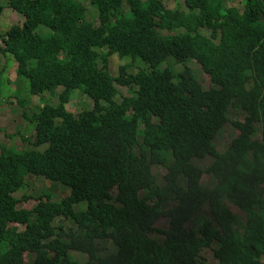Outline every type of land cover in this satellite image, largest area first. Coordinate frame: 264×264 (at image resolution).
<instances>
[{"label": "trees", "instance_id": "16d2710c", "mask_svg": "<svg viewBox=\"0 0 264 264\" xmlns=\"http://www.w3.org/2000/svg\"><path fill=\"white\" fill-rule=\"evenodd\" d=\"M183 1L187 13L165 0L9 1L23 21L0 32V61L16 60L28 98L59 104L29 117L34 148L0 145V264H202L204 248L218 264H262L264 143L250 135L264 133V0H246L244 13L223 0ZM116 55L143 65L114 72ZM189 62L209 75V89ZM114 81L130 96L118 102ZM80 89L90 104L76 113ZM229 110L244 117L232 121L242 135L220 152ZM26 176L71 195L18 199ZM31 200L33 209L19 207ZM58 217L78 231L55 227ZM107 242L113 253L101 255Z\"/></svg>", "mask_w": 264, "mask_h": 264}, {"label": "rangeland", "instance_id": "374dc122", "mask_svg": "<svg viewBox=\"0 0 264 264\" xmlns=\"http://www.w3.org/2000/svg\"><path fill=\"white\" fill-rule=\"evenodd\" d=\"M10 0H0V32L8 31L12 26L19 24L23 21V15L11 10L9 7ZM225 3L229 6H237L241 10L245 9L244 0H225ZM85 4L88 6V20L97 24L98 23V11L94 10L93 6L89 1H85ZM165 6L168 9H178L187 13L186 5L183 0H165ZM127 11V8L124 9V12ZM38 32L42 35L49 36L51 34V30L40 26L38 28ZM164 35H168L167 31L163 32ZM175 34V33H171ZM117 56V55H116ZM99 62L104 63L101 59ZM109 64L112 67V70L115 72L118 70L119 65L128 64L127 70L129 72H135L140 66H142V62L138 59L132 61L129 57L121 58L119 56L114 57L110 56ZM189 65L194 70L196 76L200 84L209 89L212 86L210 81V77L208 74H205L201 66L195 62H189ZM182 66H178L177 69H180ZM18 64L13 57H6L0 61V71L5 79V85L2 87L0 92V145L4 144L7 146L16 145L20 149L22 148H34L31 143H28V139L33 141L35 137V128L34 122L30 120V116L38 111V109L44 103H50L53 105H57L59 103L57 97H49L47 95L43 96H34L28 98L26 95V91L28 89V81H23L18 79L17 74ZM118 94L115 99L120 102L124 97L130 96L131 92L127 87H123L117 85ZM58 91V90H57ZM29 92V91H28ZM28 98V99H26ZM73 109L76 112L81 111L89 106V102L85 97V93L83 89L76 90L73 94ZM262 128H260L261 132ZM233 135H235V131L232 126L228 125L222 132L218 134L215 141L220 150L225 149ZM25 136V137H23ZM0 147V151H1ZM202 163V162H201ZM155 171L158 173L157 168ZM207 181V179H205ZM26 186H24L20 191L16 192L15 196L18 199H21L24 196H33L38 197L42 194V192L46 191L52 194L54 200H62L70 196V190L64 188L60 185L53 184L50 181L37 178L34 176H26L25 177ZM208 184H212L208 182ZM36 205V200H31L28 202H22L19 204L20 208L31 210ZM77 211H80L82 207L80 205H76ZM202 213L210 214L207 206H204L202 209ZM237 216L242 220L245 219V216L242 213H237ZM165 221L164 223H166ZM53 225L58 227L59 225H66L67 229H73L74 232L77 230V225H74L73 222L64 219L63 217H58L54 220ZM12 226L17 227L18 229H23L22 226L17 224H13ZM107 246V250L103 251L101 255H108L113 253V246L107 242L105 243ZM30 256H27V260H31ZM203 263L204 264H217L216 259L212 256L211 251L206 250L203 254Z\"/></svg>", "mask_w": 264, "mask_h": 264}, {"label": "clouds", "instance_id": "9594fccd", "mask_svg": "<svg viewBox=\"0 0 264 264\" xmlns=\"http://www.w3.org/2000/svg\"><path fill=\"white\" fill-rule=\"evenodd\" d=\"M223 2H225V0H223ZM244 5H245V9L244 10H241L240 8H238L237 6H229V5H227L226 4V6L227 7H229V8H236V9H238V10H240V12L241 13H244L245 11H246V8H247V6H246V0H244ZM10 7V6H9ZM167 8V7H166ZM168 9V8H167ZM11 10H14V9H11ZM123 10H124V8H123ZM15 11V10H14ZM15 12H17V11H15ZM18 13V12H17ZM126 13V12H125ZM20 14V13H19ZM87 17H88V14H87ZM98 19V18H97ZM113 20H115V17L113 18ZM93 23V22H92ZM98 23H99V19H98ZM97 23V24H98ZM207 31V33H208V35L211 33V31H209V30H206ZM162 34H163V32H162ZM214 41H217V39L216 38H214L213 39ZM120 57V56H119ZM127 57H129V56H127ZM121 58H125V57H121ZM132 61H134V60H136V59H134V58H131V57H129ZM138 60H140V59H138ZM141 61V60H140ZM142 62V61H141ZM17 63V62H16ZM196 64H197V62H195ZM18 64V63H17ZM127 66H128V64H121V65H119V69L121 70V68L123 67L124 68V71L126 72V75L127 76H129L130 74H133V73H136V71L138 70H136L135 72H129L128 70H127ZM119 70V71H120ZM117 74H119V72H117ZM117 85H120V86H122L121 84H119L117 81H114V87L117 89V91H118V87H117ZM124 87V86H123ZM130 91H131V89L129 88V87H127ZM57 90H59V89H57ZM118 94V93H117ZM45 95H47V94H45L44 93V95L43 96H45ZM38 97V96H37ZM51 97H55V95H53V96H51ZM72 97H73V95H72ZM129 97V96H128ZM72 101H73V99H72ZM74 102V101H73ZM45 104V103H44ZM47 104H49V105H51L50 103H47ZM59 104V103H58ZM57 104V105H58ZM53 105V104H52ZM41 110H40V108L38 109V111H36V112H40ZM76 112V111H75ZM79 112H80V110H79ZM79 112H76V113H79ZM224 114H225V112H224ZM237 118H242V119H244V117L242 116V115H240V113H235L234 111H232V110H229L228 111V119L226 118V116H225V120H224V122H223V124H222V126L220 127V132H222L228 125H230V126H232V128L234 129V131H235V135H233V137H232V139H231V141H230V143H229V145L225 148V149H223V150H220L219 148V151L220 152H224V151H229L230 149H231V146L233 145V143H234V141H235V136L236 135H242V129H241V127H235L233 124H232V121L233 120H235V119H237ZM260 128H262V127H260ZM260 128L258 127L257 128V132H255V130H254V132L250 135L253 139H260V140H262V143H264V133H263V129L261 130V132H260ZM256 129V128H255ZM218 130V131H219ZM219 132V133H220ZM218 133V134H219ZM218 134H217V136H218ZM216 136V137H217ZM216 142V141H215ZM253 151L255 152V150L253 149ZM51 182V181H50ZM51 183H53V182H51ZM53 184H57V183H53ZM57 185H60V184H57ZM60 186H62V185H60ZM63 187V186H62ZM64 188H66V187H64ZM68 189V188H67ZM71 192V191H70ZM70 195H71V193H70ZM70 197V196H69ZM69 197H67V198H69ZM67 198H64V199H67ZM64 199H62V200H64ZM62 200H59V202H61ZM55 201H58V200H55ZM78 205V204H77ZM80 206H82V205H80ZM237 213H241V212H237ZM71 221V220H70ZM72 222V221H71ZM73 224H74V222H73ZM74 225H76V224H74ZM63 226H66V225H63ZM78 231V225H77V230L74 232V233H76ZM84 232H85V230H83ZM69 241H71V237L69 238ZM218 247V244L217 243H214V248H217ZM206 250H209V251H211V254H212V256L215 258V256H214V251H213V249H211V248H204L202 251H201V254H200V259H199V261L202 263V264H204L203 263V254L205 253V251ZM51 257H56V254H55V251H51ZM31 258H32V256H30ZM216 259V258H215ZM28 261H30V260H28ZM216 261H217V259H216ZM217 264H218V261H217ZM262 264H264V261L262 262Z\"/></svg>", "mask_w": 264, "mask_h": 264}]
</instances>
